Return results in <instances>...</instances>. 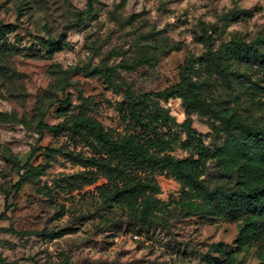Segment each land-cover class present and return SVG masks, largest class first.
I'll return each mask as SVG.
<instances>
[{"label": "clouds", "instance_id": "9594fccd", "mask_svg": "<svg viewBox=\"0 0 264 264\" xmlns=\"http://www.w3.org/2000/svg\"><path fill=\"white\" fill-rule=\"evenodd\" d=\"M0 24L17 25L0 28V264H131L141 258L173 264L177 257L165 245L176 239L196 253L186 264H206L203 255H217L210 247L220 240L227 242L230 264H264V233L232 243L237 225L224 219L214 226L177 224L198 217L177 208L179 192L153 191L162 176L152 163L163 159V175L190 192L167 160L196 157L199 142L209 149L223 144L221 102L232 101L230 112L241 123L264 118L245 88L208 71L215 69L210 58L226 56V39L264 38V0H0ZM197 37L203 41L193 43ZM201 53L207 54L203 63L191 61ZM177 100L197 129L198 140L187 150L181 145L189 142L188 125L168 106ZM155 113L166 120L156 130L164 144L150 146L137 120ZM41 145L48 148L42 172L30 160ZM125 146L151 161L129 157ZM214 163L206 159L197 173L209 191L207 170ZM128 185L150 187L139 188L142 195L131 206L111 200ZM142 216L157 232L152 242L135 235L145 228ZM118 221L119 233L112 227ZM128 221L134 231L124 235Z\"/></svg>", "mask_w": 264, "mask_h": 264}, {"label": "rangeland", "instance_id": "374dc122", "mask_svg": "<svg viewBox=\"0 0 264 264\" xmlns=\"http://www.w3.org/2000/svg\"><path fill=\"white\" fill-rule=\"evenodd\" d=\"M182 23H187V21L181 22L180 20H177V25H180ZM4 26H13L14 29L17 27V25L14 24H0V28H3ZM203 41V37H197L193 43H200ZM182 43V42H179ZM223 48V51L226 53L225 57H216L214 60L211 58L209 59L210 64L215 65V69L209 68L208 71L211 74L212 72H216L217 74H220L223 76V79L225 83H230L229 78H233L237 85L239 87H243L247 90L248 95L253 102V107L256 109V111H264V70L259 65V61L252 60L248 61V50L252 48H259L262 47L264 50V38H257L255 40L247 41L245 40H237L235 38L232 39H226L224 44L221 45ZM237 48V49H236ZM207 54L201 53L199 56L191 57L192 62H200L203 63L205 61V57ZM224 65H229L228 69L224 68ZM234 65V67H233ZM230 69V70H229ZM253 77H256V79H253ZM172 77L169 76V80H171ZM174 90V89H173ZM194 90V89H193ZM164 91H168V89H165ZM171 95V93H169ZM224 105L223 109V119L225 122V128L223 129L224 132L227 133V135L223 138V144L217 145L214 143L211 147V149L204 147L203 152L200 151V148L198 146V151L196 157H193L189 155L188 157H182L177 156L175 160L184 162L183 167L186 169H189L196 177L199 178L198 170L203 165L204 161L206 159H213L215 163L211 166L210 170L208 171V184L212 187L211 191H233L235 189L240 188L241 186L246 185L247 187L253 186L250 180L249 176H240L238 173L239 166L244 163L243 157H238L236 154L232 156L231 158L226 160V152L225 148L228 145V142H230L235 137H240L239 135H233L236 131L230 130L227 128L226 124L231 121H239L237 120L236 114L230 112L231 100H224L221 102ZM169 108L172 112V116L178 120V121H184V123L187 121L184 118V109L180 103L179 100L170 103ZM57 114L59 113V110H57ZM158 116V121L151 122L152 129L158 128L161 124L166 125V120L164 117L160 115V113H155L150 116L148 121H152V116ZM219 118V117H218ZM249 119H252L253 122L250 125H258L261 126L264 129V118H261V122H257L252 117H249ZM150 129V134H143L141 139L154 141L160 145L164 144V141L162 138L156 133L153 132V130ZM195 129V128H193ZM197 131V129H195ZM169 131H171L169 129ZM220 133L217 132V140H219ZM179 137H173L172 140L175 143L178 141ZM192 140H198L194 139L189 136V142L184 143L181 145L182 150H187L191 147V141ZM161 141L163 143L161 144ZM48 150L47 145H41V148L37 150L31 157L30 160L33 164L37 166V168L42 172L44 169L39 168L40 164L42 163L41 157L45 155V152ZM224 150V151H223ZM200 153L203 155L201 156ZM225 154V155H224ZM75 159V158H74ZM227 162V165L225 164ZM260 162L256 161V163H253L252 166L249 168V172L253 175H261L262 179L260 181V185L264 184V164L262 165V168H256ZM27 166V165H26ZM33 171H35L33 169ZM162 178L158 181V186L160 188V192L165 194H171L174 192H179L181 195V200L177 203V208L180 209L185 217L189 216H197V220H177V224H182L184 227H188L191 225H203L208 224L209 226H214L220 219H224L228 223H235L237 225L236 229V236L232 239V243H237L241 239H244L245 241L249 240L251 236L256 235L257 233H264V220L260 218H252L247 217L244 220H241L239 222H233L227 217L221 216L219 214H213L212 210L210 209L208 203H205V197L202 192H199L198 190H194L191 187L190 192H185L182 187H178L172 180L171 177L168 175H163V171H161ZM25 181V178L22 177L21 182ZM243 183V184H242ZM17 184L13 185V188L16 192H19L20 189H17ZM21 184V187H22ZM204 185V183H203ZM189 186V185H188ZM205 186V185H204ZM206 187V186H205ZM244 187V186H243ZM208 188V187H206ZM209 189V188H208ZM111 200H113L111 198ZM193 201H200V203L196 204L193 203ZM146 208V209H145ZM144 212H149V208L145 207ZM16 209L13 208V212H15ZM39 219V217H37ZM141 220L145 224V228L140 229L139 231H135L136 236H144L145 241L152 242L157 239V232L156 230H153L150 227L151 222L147 219V217L142 216ZM123 222H116L112 225L114 229L119 233L121 230V225ZM129 223V229L125 230L123 232L124 235H128L129 231H134L131 227L132 222L128 221ZM175 227V225H173ZM62 231H66L63 230ZM228 230H226L227 234ZM151 233V234H148ZM42 236L47 237L48 235H51L50 233H47L46 231L41 233ZM167 235L171 236L172 233H167ZM176 237H179V233L175 234ZM175 239V238H174ZM208 239H211V237H208ZM87 243H91V241H88ZM112 246L111 243L108 244V247L110 248ZM148 244L145 243L144 245H138L135 251H140L142 247H147ZM202 246H207L204 242H202ZM167 252H170L171 254L175 255L177 257V260L173 262V264H186L187 261L193 256L196 255V253L190 252L188 250L189 245L186 242H182L178 239L175 240V244H173L172 241H169L168 245H165ZM227 248V242L224 240L217 241L210 247V252H215L217 255L213 256L210 254H204L202 257V260L206 262V264H230V257L231 254L226 251ZM127 252L122 253V255H127ZM152 253L149 252V255ZM131 264H155V261L149 262L141 258L140 260L132 261Z\"/></svg>", "mask_w": 264, "mask_h": 264}, {"label": "trees", "instance_id": "16d2710c", "mask_svg": "<svg viewBox=\"0 0 264 264\" xmlns=\"http://www.w3.org/2000/svg\"><path fill=\"white\" fill-rule=\"evenodd\" d=\"M4 29L14 30L13 26H4ZM49 43H55V41H51ZM237 49V48H236ZM248 61L257 60L259 61V65L264 70V50L262 47L259 48H252L248 50ZM256 62V61H252ZM176 90V89H174ZM143 103V101H141ZM158 116H152V121L148 120H137V124L143 130V134H149L150 129H152L151 122L158 121ZM185 124L188 125L186 131H189V136L197 139V131L191 127V124L186 121ZM227 128L230 130L236 131L237 129L242 130L243 133H247V135L243 137H235L225 148L226 152V160L234 156L236 154L238 157L244 158V163L239 166L238 173L240 176H249L251 183L253 186L247 187L246 185L241 186L238 189L233 191H209L203 185V182L199 180L189 169L183 167L184 162L177 161L175 159H168L167 164L174 165L173 172L177 175H182L187 185H189L192 189L198 190L204 194L205 203H208L210 209L212 210L213 214H219L221 216L227 217L233 222H239L244 220L247 217H254L260 218L264 220V184L260 185V181L262 179L261 175H253L248 170L252 166L253 163L256 161L260 162L256 168H262L264 164V129L258 125H250L244 124L240 121H231L226 124ZM154 133H156V128L152 129ZM257 138H259L262 143H259L257 146ZM107 142V141H106ZM147 143L152 145H157L158 143L148 140ZM163 141H161V144ZM200 151L203 152L204 145L202 142L198 143ZM163 149L161 148V151ZM124 151L127 153L129 157L133 158H142L143 161H151V157L145 154L142 151H136L124 147ZM224 151V150H223ZM202 156L203 154L200 153ZM228 161V160H227ZM153 164L158 165L161 167V171H163L164 163L163 159L152 161ZM227 165V162L225 163ZM102 167H107V165H102ZM112 171H119L109 169V172ZM21 182L17 184V189L21 188ZM150 187V185H128L125 186L121 191L114 192L111 196L113 201L120 197L122 202H127L129 206L134 203L135 197L142 195L138 191L139 188ZM155 192H160L159 186L153 189ZM125 194H133V196H128ZM145 207L149 208L148 202L145 201ZM146 209V208H145Z\"/></svg>", "mask_w": 264, "mask_h": 264}]
</instances>
